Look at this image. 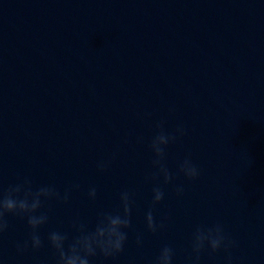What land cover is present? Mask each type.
Wrapping results in <instances>:
<instances>
[{"label":"clouds","instance_id":"obj_1","mask_svg":"<svg viewBox=\"0 0 264 264\" xmlns=\"http://www.w3.org/2000/svg\"><path fill=\"white\" fill-rule=\"evenodd\" d=\"M157 131L148 145L153 154V171L145 177L146 183L153 185L151 189V203L145 212L144 220L147 232L155 235L165 228L164 220L157 222L154 216L156 205L165 198V187L172 184L179 177L186 180H195L200 175V169L193 162L191 155H186L178 162L177 172L173 174L167 165V148L178 139L187 135V129L178 125L173 131L165 130V121L155 125ZM143 142V138H138ZM115 159V154L108 159L97 163L100 172L106 171ZM79 185H72L63 192L54 185H42L34 188L28 177L6 189L0 188V240L8 232L10 224L8 217H16L26 221L28 237L16 244L17 254L23 255L29 250L37 252L47 246L52 250L55 264H93L97 258L102 260L114 259L124 252L128 241V231L133 228L132 212L135 193L125 189L119 193V203L114 211L101 212L97 216L95 227L90 229L79 217L71 222V229L75 235L61 230L47 233L46 238L41 235V229L49 223L50 208L47 205L56 201L67 203L73 190ZM175 194L182 197L184 187L175 185ZM87 196L94 201L97 189L89 187ZM135 243L138 247L143 244V233H137ZM238 247V242L232 239L225 231L224 225L217 222L211 225H197L191 235V253L188 264H199L203 253L214 254L220 251L225 253L226 264H233L231 250ZM176 255L175 249L168 244L162 246L150 264H173Z\"/></svg>","mask_w":264,"mask_h":264}]
</instances>
